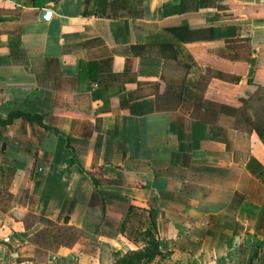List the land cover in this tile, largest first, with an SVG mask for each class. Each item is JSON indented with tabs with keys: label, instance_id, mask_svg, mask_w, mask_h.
<instances>
[{
	"label": "crops",
	"instance_id": "obj_1",
	"mask_svg": "<svg viewBox=\"0 0 264 264\" xmlns=\"http://www.w3.org/2000/svg\"><path fill=\"white\" fill-rule=\"evenodd\" d=\"M234 40L245 118L264 122V0H0V118L60 132L0 125V264H100V243L137 250L145 228L164 254L148 264H264V144L191 115L200 58L228 74L214 56Z\"/></svg>",
	"mask_w": 264,
	"mask_h": 264
},
{
	"label": "trees",
	"instance_id": "obj_2",
	"mask_svg": "<svg viewBox=\"0 0 264 264\" xmlns=\"http://www.w3.org/2000/svg\"><path fill=\"white\" fill-rule=\"evenodd\" d=\"M36 1L37 0H33V3L36 4ZM171 30H173V34L175 33L174 35L182 43L187 42L185 37L191 36L193 34L198 35L200 31H202V33L205 35V38L211 35V25H205L201 30L199 29L196 31L188 27H177ZM204 31L206 33H204ZM234 41L236 42L234 46L239 47L238 49L240 54H235L233 56L216 54L214 56V58L218 60L219 65L221 62L223 63V70H228V72L230 71L228 74L224 73V71L221 72L217 70L213 75H206L204 69L205 67L209 66V56H204L202 59L200 58L199 64L202 67L203 74L201 75L197 83L196 90L198 92L199 89V95L197 98L195 95V102L191 111V115L194 118L210 126V134L212 137H214L213 131L216 129L222 137L221 140L225 143V145L227 142L225 138V129L227 128V126H225L224 128V126L215 125V119L217 115H223L224 117L230 119L232 124L228 126V128H232L233 130L242 134H245L246 124V126L248 127V131L253 129L254 132L260 138L261 142L264 144V122H252L248 114L245 118L246 109L254 111L258 107L253 105H245V44L243 45L242 41ZM134 47H136V41L131 47H129V49L132 50ZM86 65L89 70L93 71V75L91 76V78L93 79L95 77L96 65L94 62H87ZM243 78L244 81L241 82ZM201 97H203V101H198V98L200 99ZM19 116L24 117L28 121L36 122L45 130L51 131L54 134H60L59 131L46 127L42 123V115L30 114L21 111L10 112L5 118H0V125L5 126L6 124L10 123L14 118H17ZM66 140L68 139L66 138ZM66 146L70 147L67 142ZM70 166H76L82 174L85 173L82 167L75 161H73L72 158H69L68 160V167ZM93 211L97 212L98 216L91 223V230L93 235L90 238L96 240L97 226L104 211L103 203L101 202V205L97 207L87 208L85 213L89 212L88 214L92 216V214L90 213ZM148 215L150 218V223L154 227L155 217L153 211L149 210ZM137 234L139 239H141L143 242V246L137 250H127L124 252L112 251L109 249L108 244L104 242L100 243V264H102L103 261H106L108 264H148L155 257L164 256V254H162L158 250L157 239L155 238L153 231L148 228L139 229V231H137Z\"/></svg>",
	"mask_w": 264,
	"mask_h": 264
},
{
	"label": "rangeland",
	"instance_id": "obj_3",
	"mask_svg": "<svg viewBox=\"0 0 264 264\" xmlns=\"http://www.w3.org/2000/svg\"><path fill=\"white\" fill-rule=\"evenodd\" d=\"M232 123H231V120L230 119H228V118H224V119H222L221 121H218L217 123L215 122V125H218V126H230ZM232 128H230V132L231 131H233V130H231ZM233 133H234V136H233V138L235 139V142H236V144H241L242 142H243V135L240 133V132H237V131H233ZM45 224V223H44ZM66 236L67 237H72V234H66ZM74 236H76V234H74ZM50 242H52V241H50ZM47 244H51V243H47ZM119 252H120V250H119Z\"/></svg>",
	"mask_w": 264,
	"mask_h": 264
},
{
	"label": "water",
	"instance_id": "obj_4",
	"mask_svg": "<svg viewBox=\"0 0 264 264\" xmlns=\"http://www.w3.org/2000/svg\"><path fill=\"white\" fill-rule=\"evenodd\" d=\"M43 13H45V11H44ZM44 15H45V14H44Z\"/></svg>",
	"mask_w": 264,
	"mask_h": 264
}]
</instances>
